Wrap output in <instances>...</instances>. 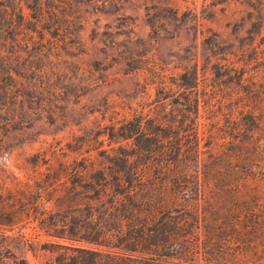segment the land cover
Here are the masks:
<instances>
[{
    "label": "rangeland",
    "instance_id": "obj_1",
    "mask_svg": "<svg viewBox=\"0 0 264 264\" xmlns=\"http://www.w3.org/2000/svg\"><path fill=\"white\" fill-rule=\"evenodd\" d=\"M25 4L34 1L0 0V255L41 264L59 251L42 221L61 195L85 189L59 162L86 163L87 192L100 190L104 154L131 142L111 128L138 113L177 120L182 72L201 93L217 88L215 64L262 48L264 0H41L38 16ZM261 64L246 68L255 83ZM214 95L208 122L228 152L239 99L233 86ZM248 183L264 199V180ZM86 225L90 237L101 219Z\"/></svg>",
    "mask_w": 264,
    "mask_h": 264
},
{
    "label": "trees",
    "instance_id": "obj_2",
    "mask_svg": "<svg viewBox=\"0 0 264 264\" xmlns=\"http://www.w3.org/2000/svg\"><path fill=\"white\" fill-rule=\"evenodd\" d=\"M33 1L25 5L37 12L41 0ZM252 50L248 61L226 57L215 64L221 80L210 92L197 91L195 79L180 73L177 120L162 124L138 113L112 127L131 142L128 148L110 146L104 154L100 190L87 192L86 163L59 162L60 171L76 175L75 184L85 189L72 198L61 195L63 206L56 204L42 221L52 237L50 251H59L41 264H264V199L248 183L264 180V164H257L264 159V44ZM250 62L262 63V82L255 83V71H246ZM228 86L239 99L234 106L239 118L224 152L225 140L209 125L208 113L215 90ZM95 219L101 226L89 237L86 224ZM0 264L29 263L3 254Z\"/></svg>",
    "mask_w": 264,
    "mask_h": 264
}]
</instances>
